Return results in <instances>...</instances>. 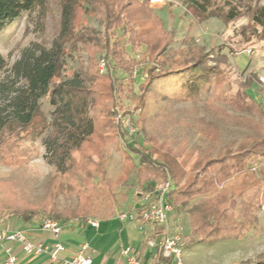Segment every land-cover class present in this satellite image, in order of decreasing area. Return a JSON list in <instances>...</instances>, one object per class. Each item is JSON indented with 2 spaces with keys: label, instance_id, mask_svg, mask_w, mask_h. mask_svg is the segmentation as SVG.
<instances>
[{
  "label": "trees",
  "instance_id": "trees-1",
  "mask_svg": "<svg viewBox=\"0 0 264 264\" xmlns=\"http://www.w3.org/2000/svg\"><path fill=\"white\" fill-rule=\"evenodd\" d=\"M50 1L0 0V32L23 12H35V24L42 26ZM183 1L197 17L211 14L232 21L246 16L252 26L264 27V4L258 0L254 4L241 0ZM83 2L103 22L104 72H100L96 58L99 47L73 32L75 14ZM59 8L57 34L49 47L33 42L12 63L0 54V73L6 72L0 79V163L16 161L18 155L26 153L19 146V140L34 138L42 132L45 119L40 100L47 97L53 106L51 131L46 140L50 152L48 161L59 173L52 190L57 191L62 175L70 171L82 173L88 188V195L81 198L78 207L63 210L51 207L52 219L66 221L89 216L105 219L114 214L117 196L113 182L105 175L102 149L106 140L125 135L118 113L124 98L131 97V106L123 114L140 112L145 94L156 83L166 84L185 100L193 98L191 92L198 91L197 83L201 80L212 83L215 100L228 101L234 111L256 114L264 111L260 102L245 90L226 98L220 89L225 69L217 61L210 64L208 55L200 47L188 45L164 58L172 33L165 29L149 0H59ZM78 41L87 52V65L83 68L79 61L72 77L62 79L60 71L66 45L73 47ZM127 45L133 52L144 46L139 60L127 53ZM141 62L151 64L135 94L131 78ZM115 70L124 73L128 82L119 81ZM205 104L222 119L243 122L254 134L222 143L220 129L215 124L197 119L193 123L195 131L207 141V146L195 155L186 153L180 143L170 146L166 140L159 141L153 136L149 137L151 144L147 149L132 148L138 155L136 177L140 183L161 181L167 174L171 177L168 199L173 210L183 211L189 217L186 247L198 242L237 239L251 228L261 229L256 226L255 211L264 199V125L232 116L210 98L205 99ZM74 152L79 153L81 161L74 159ZM256 161L259 165L254 171L251 164ZM248 189L250 196L244 198ZM20 203L10 195L1 197L0 211L9 207L23 222L33 219L40 209L46 211L44 204L38 208ZM235 210L238 220L233 216ZM160 231L157 228L153 234ZM244 264H264V259Z\"/></svg>",
  "mask_w": 264,
  "mask_h": 264
},
{
  "label": "rangeland",
  "instance_id": "rangeland-1",
  "mask_svg": "<svg viewBox=\"0 0 264 264\" xmlns=\"http://www.w3.org/2000/svg\"><path fill=\"white\" fill-rule=\"evenodd\" d=\"M251 4H264V0H241ZM149 5L162 19L167 31L172 33V42L168 44L162 56L172 53L176 49L188 45H196L208 55L210 64L217 61L225 69V80L221 90L226 98L236 91L245 90L255 100L259 101L264 110V27L252 26L248 17L242 16L236 20L224 21L211 14L195 15L183 0H149ZM35 12H23L18 18L0 32V54L12 63L18 58L22 49L33 42L51 45L59 26V0L50 1V9L42 26H36ZM119 35V29L115 30ZM75 36H83L89 42L96 44L99 50L96 58L104 53L102 40L104 26L100 18L93 15L89 4L83 2L76 11L73 22ZM63 64L60 71L62 79H69L76 70L79 61L83 68L87 65V52L78 41L73 47L66 45ZM144 46L126 51L137 60L141 58ZM150 62H141L132 73V88L137 94V86L146 76ZM165 65L163 66V68ZM105 71V70H104ZM103 71V72H104ZM6 72L0 73V79ZM115 76L122 83H127L126 75L120 70L114 71ZM198 91L192 93L193 98L180 99L177 93L166 84L156 83L150 92L144 96V107L140 112H122L130 108L131 97L121 102L120 122L125 135H118L112 140H106L102 149L105 175L114 185L117 200L114 201V213L120 209H128L138 200V193L151 188L157 179L140 183L136 177L138 155L135 149H147L151 142L149 137H156L159 141L166 140L170 146L180 143L186 153L202 150L207 141L195 131L193 123L197 119L215 124L220 129L221 142L228 143L239 140L247 134H254L243 122L222 119L207 109L205 99H212L214 103L225 109L232 116L251 119L264 125V111L256 114L252 111H234L228 101L215 100V90L212 83L199 80ZM40 110L45 119V127L36 137L21 138L19 146L25 150L24 155H18L14 162L0 163V198L7 195L21 202L22 205L36 206L43 204L46 211H40L33 220L52 218L49 214L51 207L57 210L73 209L79 206L81 198L88 195V188L82 173L70 171L62 175L56 192L52 186L58 176L57 168L48 161L47 139L50 135V122L53 106L47 97L40 100ZM143 119V120H142ZM133 128V131L130 129ZM6 146V145H5ZM20 150H18L19 152ZM76 161H81L78 152L73 153ZM96 160V157H94ZM181 159V155L178 156ZM190 163L187 165L188 168ZM259 162L251 164L256 171ZM170 179L167 174L164 179ZM96 181V179L94 180ZM159 181V180H158ZM250 190H246L244 198H249ZM134 208V207H133ZM256 226L251 228L241 238H226L214 242H198L183 248L182 258L185 264H244L255 263L264 259V199L256 206ZM173 217L177 220V229L184 237L185 243L189 233L183 229L189 226L188 214L173 210ZM233 216L238 220L237 210ZM92 217V216H89ZM20 218L11 213V208L0 211V225L13 227ZM187 221V222H185Z\"/></svg>",
  "mask_w": 264,
  "mask_h": 264
},
{
  "label": "built area",
  "instance_id": "built-area-1",
  "mask_svg": "<svg viewBox=\"0 0 264 264\" xmlns=\"http://www.w3.org/2000/svg\"><path fill=\"white\" fill-rule=\"evenodd\" d=\"M98 67L100 72L105 70L103 56L98 61ZM133 130V128L130 129V131ZM171 189L172 182L170 179L156 181L150 189L140 193L141 202L138 207L132 211L118 214L121 219H128L141 226L150 227L146 243L153 251L148 264H185L182 258L184 237L176 227L172 230L167 228L169 214L173 212V205L168 199V193ZM83 220L92 227L98 226L96 219L86 217ZM39 225L41 230L51 233L54 238L53 242H35L30 240L21 229L0 227V245H3L4 242L9 244L4 246V264H19L12 244L19 246L26 255L45 254L55 264H91L87 242L82 243L72 256L62 258L60 253L65 250V246L59 240V222L46 217L41 219ZM157 228H160L161 231L153 234ZM114 264H144V261L137 248L126 246L120 250L119 259Z\"/></svg>",
  "mask_w": 264,
  "mask_h": 264
},
{
  "label": "crops",
  "instance_id": "crops-1",
  "mask_svg": "<svg viewBox=\"0 0 264 264\" xmlns=\"http://www.w3.org/2000/svg\"><path fill=\"white\" fill-rule=\"evenodd\" d=\"M140 200V192L138 200L128 209H120L111 217L98 219L97 227H92L83 219H70L66 221H58L60 225L59 240L64 244L65 250L60 253V257L68 258L72 256L79 246L87 242L89 245L88 254L91 258V264H114L119 259V252L123 247L130 246L137 248L144 264H148L151 260L152 248L147 243V236L150 233V227L141 226L137 222L121 219L120 212H129L138 207ZM134 207V208H133ZM173 212L169 214L167 228L169 230L177 227L176 219L173 217ZM40 220H33L19 223H14L13 227L6 229H21L26 233V236L35 242L51 243L54 241L50 232L41 230L39 227ZM187 222V221H185ZM185 232L189 233V226H185ZM9 245L4 242L0 245V264H4V246ZM12 248L18 258L19 264H55L51 262L45 254L41 255H26L22 252L19 246L12 244Z\"/></svg>",
  "mask_w": 264,
  "mask_h": 264
}]
</instances>
